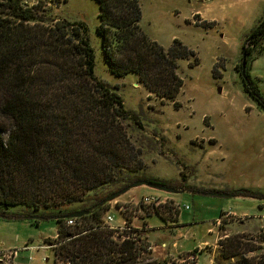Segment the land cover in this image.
<instances>
[{"label":"rangeland","instance_id":"obj_1","mask_svg":"<svg viewBox=\"0 0 264 264\" xmlns=\"http://www.w3.org/2000/svg\"><path fill=\"white\" fill-rule=\"evenodd\" d=\"M20 1L27 7L38 5L37 14L45 22L65 20L86 28L95 58L94 75L115 90L125 110L135 113L143 124L145 140L133 135L143 147L144 161V169L136 177L164 182L163 186L173 190L141 185L106 203L100 220L106 226L104 216L113 214L114 223L109 226L113 241L128 240L141 254L137 261L160 264H193L191 258L185 263L174 258L191 254L202 242L207 243L194 254L196 263L210 264L211 259L213 264L221 249L219 241L236 235L257 251L223 264L264 255V216L260 217L264 215V111L243 92L241 76L235 70L241 51L254 46L244 40L264 18V0H138L140 26L146 36L165 49L177 40L193 53V57L178 61L177 71L184 83L174 100L180 105L176 109L172 102L150 94L136 75L117 77L109 72L102 39L96 33L99 8L93 0ZM256 51L247 71L249 81L264 97V42ZM2 102L0 93V105ZM0 122L6 138L11 123L2 118ZM120 185L98 188L67 209H87ZM239 189L259 194L254 198L235 196L233 192ZM212 190L226 196H211ZM154 193L168 194L174 200L164 199L151 208L139 206L143 196ZM5 213L0 216V250L4 251L0 252V264H55L47 241L58 230V209L35 211L15 205ZM223 214L224 218L215 222ZM172 222L177 223L176 229L167 227Z\"/></svg>","mask_w":264,"mask_h":264},{"label":"trees","instance_id":"obj_2","mask_svg":"<svg viewBox=\"0 0 264 264\" xmlns=\"http://www.w3.org/2000/svg\"><path fill=\"white\" fill-rule=\"evenodd\" d=\"M93 1L99 8L96 33L109 72L136 75L150 94L179 108L174 100L184 81L178 61L193 53L177 40L165 49L146 36L138 0ZM38 10V5L27 7L20 0H0V119L11 123L4 138L0 122V216L15 205L35 211L50 207L59 213L66 209L56 217L55 237L47 241L55 264H160L137 261L141 254L128 240L113 241V230L100 220L107 205L99 204L104 198L87 209H67L98 188L118 183V192L140 181L136 176L144 169L143 147L136 138L144 127L135 113L125 110L120 95L94 75L86 28L65 20L45 22ZM246 42L254 46L244 48L247 79L241 77L242 90L264 111V97L247 71L251 54L264 42V18L246 35ZM241 68L240 60L235 68L240 76ZM233 194L254 198L259 193L239 189ZM81 210L89 214L63 218ZM69 220L76 224L68 226ZM218 246L213 264L257 251L240 235L224 237ZM229 264H264V255Z\"/></svg>","mask_w":264,"mask_h":264},{"label":"water","instance_id":"obj_3","mask_svg":"<svg viewBox=\"0 0 264 264\" xmlns=\"http://www.w3.org/2000/svg\"><path fill=\"white\" fill-rule=\"evenodd\" d=\"M246 54H245V50L241 51V71H240V74H241V77H243L244 79H247L246 76H245V68H246ZM141 185H145V186H148V187H151L152 189H155V190H159V191H168V192H173V190H169L168 187H165V186H156V185H151L150 182H147L145 180H140V181H136V182H132L130 183L128 186H126L125 188H123L122 190L120 191H116L114 192L113 194L109 195L108 197L104 198L101 203L99 202L100 205L102 204H106V203H109L111 201H113L114 199L118 198L119 196L125 194L130 188L132 187H137V186H141ZM211 196H218V197H225L226 195L225 194H218L217 193H212L210 194ZM89 214V211H75L69 215H64L63 218H66V219H70V218H79L81 217L82 215H88Z\"/></svg>","mask_w":264,"mask_h":264},{"label":"built area","instance_id":"obj_4","mask_svg":"<svg viewBox=\"0 0 264 264\" xmlns=\"http://www.w3.org/2000/svg\"><path fill=\"white\" fill-rule=\"evenodd\" d=\"M165 200L164 199H159V198H157V197H154V196H151V195H146V196H143L138 202H139V206L140 207H144V208H151V207H153L154 206V203L156 204V205H159V204H162L163 202H164ZM185 210L187 209V207H185L184 208ZM117 212H119V213H122L121 211H120V209L117 211ZM113 214L112 213H107V215H105L104 216V223H105V225H106V227H108L109 228V226L111 225V224H113L114 223V217L112 216ZM76 224V222L75 221H73V220H69L68 222H67V225L68 226H73V225H75ZM111 229V228H110ZM119 229H124V228H119ZM49 248V247H48ZM0 252H4L3 250H0ZM194 254H196V253H194ZM194 254H188V255H186V256H182L180 259H181V262L182 263H185L186 261H188L190 258L192 259V263L193 262H195L196 260V257H195V255ZM65 264V263H64Z\"/></svg>","mask_w":264,"mask_h":264},{"label":"crops","instance_id":"obj_5","mask_svg":"<svg viewBox=\"0 0 264 264\" xmlns=\"http://www.w3.org/2000/svg\"><path fill=\"white\" fill-rule=\"evenodd\" d=\"M202 15V14H201ZM218 191L217 190H212V193H217ZM218 194H221L220 192H218ZM151 196H155V197H157V198H161V199H165V200H167V201H173L174 199L172 198V197H169L168 196V194H164V193H158V194H152ZM71 210L72 211H74V210H78L77 208H74V209H72L71 208ZM225 215H234V214H232V213H225ZM235 216V215H234ZM247 216V215H246ZM264 215H261L260 217H263ZM248 217V216H247ZM259 217V218H260ZM251 218H254V217H251ZM215 222H219V220L218 219H216V221ZM123 224V223H122ZM176 226H177V223H170V225L169 226H167V227H173V229H176ZM208 231H210V229L208 230ZM176 232V231H175ZM177 237L178 238H182L183 236H180V234H177ZM207 242H202V244L201 245H197L196 247H195V249L194 250H196L197 248V251H196V254L197 253H199V252H201V249H202V247H204V245L206 244ZM173 247H176V244H173ZM186 255H188V254H183V253H181V256H179L178 258H174V259H179V258H181L182 256L184 257V256H186ZM166 256H168V255H166ZM168 257H170V256H168ZM171 258H173V257H171ZM29 260H31V258L29 257L28 258ZM16 261V260H15ZM195 264H197L196 263V261H195ZM210 264H212V262H211V259H210Z\"/></svg>","mask_w":264,"mask_h":264}]
</instances>
